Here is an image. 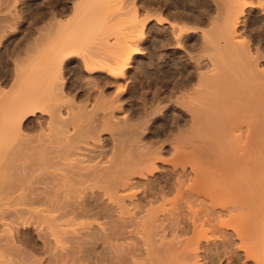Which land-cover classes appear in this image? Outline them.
I'll return each mask as SVG.
<instances>
[{
  "label": "bare ground",
  "instance_id": "6f19581e",
  "mask_svg": "<svg viewBox=\"0 0 264 264\" xmlns=\"http://www.w3.org/2000/svg\"><path fill=\"white\" fill-rule=\"evenodd\" d=\"M111 1L55 3L50 20L45 18L48 24L43 20L44 26L31 31L29 52L10 64L11 88L0 89V182L11 183L8 189L2 186L8 193L0 189L9 199L0 197L5 198L3 208L19 207L5 205L11 199L24 207L10 208L12 213L21 208L20 216L23 210L28 213L27 223L43 239L49 264H264V0H203L204 9L195 8L188 26L172 17L166 22L157 12L145 17L144 12L150 18L147 33L154 24L161 45L188 57L187 76L169 80L166 66L172 63L165 62L160 70L167 79L160 82L164 90L154 86L153 93L140 92L143 109L156 96L164 102L156 101L157 106L171 111L175 132L168 134L170 129L157 139L147 135L148 121L133 126L122 107V95L131 89L125 77L133 56L142 54L138 43L144 35L137 39L140 33L132 34L136 8L134 17L128 13L132 21L127 29L122 25L125 32L133 27L130 35L111 19L105 20L109 27H102V12L114 6L119 10ZM16 3L8 0L1 12L12 14ZM4 19L0 36L9 28L4 23L11 21ZM111 25L116 30L112 35ZM186 34L194 43L191 50L185 46ZM96 43L100 48H94ZM69 54L80 58L87 77L80 65L75 68L83 74L79 78H89L91 92L65 84L61 66ZM101 74L106 81L98 80ZM110 84L112 93L106 91ZM153 107L150 115L160 111ZM27 115L35 120L24 119ZM1 213L3 220L10 219L5 210ZM1 217L3 249L2 242L14 241L7 230L12 226L13 232L17 225H7ZM5 251L0 264H23L29 253L19 251L24 259L17 252L19 257L14 253L8 260L12 253Z\"/></svg>",
  "mask_w": 264,
  "mask_h": 264
},
{
  "label": "rangeland",
  "instance_id": "374dc122",
  "mask_svg": "<svg viewBox=\"0 0 264 264\" xmlns=\"http://www.w3.org/2000/svg\"><path fill=\"white\" fill-rule=\"evenodd\" d=\"M1 1V0H0ZM17 1V3H16V5H15V9L13 10V12H12V14H13V16H10V15H12V14H10L9 12H8V10L6 11V10H4L3 12H8V13H6L7 14V16L5 17V15H4V13L3 12H1V10H3V9H5V7H7V5L5 6V4H7L8 3V0L6 1V0H2V2H0V3H2V5L4 6V7H2V5L0 4V18L1 19H3V18H5L4 20L6 21V22H8V21H10V23H4V26H6L7 27V25H5V24H8L9 25V28L8 29H5L6 30V32L8 33H4L2 36H0V84L2 85H0V89H4V91H6L8 88H9V90H10V88H11V81H12V75H11V73H12V65H13V60L14 59H16V56H19V55H21V56H19V58L20 57H23L24 55H26L28 52H29V50L31 49H29V46L28 45H26L27 44V42L28 41H30V38H29V36L31 37V35H32V32L31 31H33L34 32V30H36L35 28H38V26H44V25H47L48 24V22L49 21H47V20H50L49 19V14L51 13L50 11V9H54V8H56V4L55 3H57V2H61V0H16ZM63 1V0H62ZM68 1V0H67ZM69 1H71V0H69ZM111 0H109V2H110ZM114 1V0H113ZM145 1H146V3H147V0H118V2H119V4H118V2H117V0L116 1H114L113 2V4H111L112 3V1H111V3H109L110 4V6L112 7V5L114 6V4H116V5H118L117 6V9H119V10H116V6H114L115 8H113L112 7V9H114L115 10V12H114V10L111 12V10H109V12H111V14H116L117 12V16H119L120 15V13L119 12H123V13H121V17L119 16V17H116V15H114L113 14V16L112 15H110V13L108 12H102V16H103V14H105V19H103V17H101L102 19H101V21H102V23L104 22V24H103V26L102 27H104L105 28V26L106 25H108V27L110 26L109 24H111V22H112V25H114L115 27H118L119 25H121V28H120V26L118 27V28H120L121 30L123 29V27L125 26L126 27V29H127V25H129L128 23L129 22H131L132 20H130V19H132V18H129V15H130V17H134V16H132V14L134 13V8H136V14L134 13L133 15H135L137 18H135V20L133 21L134 23H135V21L137 22V23H143V25L144 26H141V24L138 26V24L136 23V29L139 31V30H144V31H142V32H148L147 31V24H148V22H149V19H147V18H144V16L143 15H145V13H147V11H148V13L145 15V17H147L148 15L150 16L151 14H156V12H157V16H158V14H161V17L163 18V20L165 21L166 19V22H171V21H174V23L176 22V23H180L181 25H185V24H187V26H188V24L189 25H192V22H190L189 23V21H187V18H191V17H189V16H191V14H193L194 12V10H195V8H199L200 7V9H204V1L203 0H150V3L147 5L146 3H145ZM158 1V2H157ZM203 1V2H202ZM42 2V3H41ZM108 2V1H107ZM107 2H105V5H106V3ZM3 3H5V4H3ZM137 3V4H136ZM139 3V4H138ZM143 5H142V4ZM145 3V4H144ZM155 3V4H154ZM156 3H158V6H157V4ZM169 3V4H168ZM185 3V4H184ZM55 4V5H54ZM108 4V5H109ZM154 4V5H153ZM159 4H160V6H159ZM54 5V6H53ZM120 5V6H119ZM141 5V6H140ZM145 5H147L146 7H150V5H152V8H151V10H150V8H147V9H149V10H146V8H145ZM158 7V8H160L159 10H158V8L156 7V6ZM174 5H175V7H174ZM204 7H203V6ZM110 6H106V7H108V9H110ZM153 6H155V7H153ZM163 6V7H162ZM49 7V8H48ZM123 7V8H122ZM162 7V8H161ZM121 8V9H120ZM131 8V9H130ZM153 8H154V10H153ZM155 8H156V10H158V11H156L155 10ZM175 8V9H174ZM180 10H179V9ZM196 9V10H199V9ZM130 9V11H127V10H129ZM146 11H145V10ZM171 9V10H170ZM192 9V10H191ZM50 10V11H49ZM69 10V9H68ZM107 10V9H106ZM132 10V11H131ZM172 10H174L173 12H171ZM17 13H16V12ZM48 11V12H47ZM117 11V12H116ZM152 11L153 12H155V13H152ZM179 11V12H178ZM187 11V12H186ZM191 11V12H190ZM201 11V10H200ZM20 12V13H19ZM46 12V13H45ZM68 12V11H67ZM67 12H65V14H67ZM130 12V13H129ZM145 12V13H144ZM182 12V13H181ZM190 12V13H189ZM128 13H129V15H128ZM150 13V14H149ZM179 13V14H178ZM10 14V15H9ZM19 14V15H18ZM68 14H70V13H68ZM108 14V15H107ZM119 14V15H118ZM171 14V15H170ZM184 14V15H183ZM163 15V16H162ZM181 15H183V16H181ZM4 16V17H3ZM8 16H10L9 18H8ZM110 18H109V17ZM142 16V20H145L144 22L143 21H141V17ZM3 17V18H2ZM108 17V18H107ZM111 17H115L116 18V20H115V18H114V20L111 18ZM160 17V16H159ZM170 17V18H169ZM174 19H172V18ZM185 17V18H184ZM6 18H8L7 20H6ZM45 18L47 19V20H45ZM118 18L120 19V21L121 20H123L124 22L122 23H120L119 21H118ZM123 18V19H122ZM128 18V19H127ZM144 18V19H143ZM182 18H184V19H182ZM10 19V20H9ZM13 19V20H12ZM112 21H111V20ZM125 19V20H124ZM137 19V20H136ZM139 19V20H138ZM179 19V20H178ZM28 20H29V22H28ZM46 21V22H44V25L43 24H40L42 21ZM105 20H110L109 22L107 21H105ZM127 20V21H126ZM130 20V21H129ZM183 20V21H182ZM189 20V19H188ZM191 20V19H190ZM55 20H53L52 21V23L54 22ZM116 21H118L117 23H116ZM139 21V22H138ZM147 21V22H146ZM14 24H13V23ZM16 22V23H15ZM56 22V21H55ZM54 22V23H55ZM106 22V23H105ZM132 22V23H133ZM184 22V23H183ZM43 23V22H42ZM45 23H47V24H45ZM109 23V24H108ZM116 23V24H115ZM132 23H130V24H132ZM118 24V25H117ZM126 24V25H125ZM150 24H153L152 22H150ZM53 25V24H52ZM105 25V26H104ZM111 25V27H110V29H111V32L112 33H110L111 35L113 34V28H114V31H116L115 30V27L114 26H112ZM122 25H123V27H122ZM41 26V27H42ZM5 27V28H6ZM41 27H39V28H41ZM142 27L144 28V29H142ZM104 28H101L102 30H104ZM118 28H116L117 30H118ZM133 28V27H132ZM132 28H131V31H132ZM135 28H133V32H135V33H133L132 32V34L133 35H136V34H139V36H134V37H137V39H139L142 35H144V36H142L140 39H141V41H140V39H139V43H138V46L139 47H142V49L140 48V51L142 52V54L141 53H139V54H137V55H134L133 56V58L131 59V65H130V67H129V69H128V73L126 74V77L125 78H127V81H126V86H127V90L129 89V88H131L130 90H128V92L126 93V92H124L123 93V95H122V97H123V99L125 100H123V103H122V107L124 106V110L126 109V111L125 112H127L128 113V115H127V117L129 118H132L130 121H131V123H132V125L133 126H135L134 124H136V123H141L142 121L143 122H145L146 123V121H148V123H146V125H147V127H148V129L147 130H149V132L148 133H150V134H148L147 133V135H151V136H149V138H151V137H154V138H163L164 136H165V133H166V135H167V131H169L170 129L172 130H170L169 132L170 133H168V134H171L172 132H175L174 130H175V128L173 129L172 127H174V124L172 123V114L170 113L171 111H164L165 110V108L163 109L162 107H161V105H163V103L164 102H161V100H159V99H157L156 100V96L155 97H153L152 98V101L154 100V102H152L151 101V103H149L148 104V106H146L145 105V109H143L142 108V103H141V99H142V96L141 95H143V91H144V89L146 90V92L148 91L149 93L150 92H152L153 93V91L152 90H154L155 88H156V86L157 87H160V82L161 81H163V80H167L166 79V77H164L163 76V73L160 71L161 70V68H165L164 66H165V64L166 63H168V62H170V63H168V64H171V65H173V64H175V62H176V64H177V66H178V64L179 65H181V67L180 66H176V64H175V66L173 65V66H166V68H168L167 70L169 71V74H171L170 76H169V80H173V78L175 79V78H177V77H179V75H180V77H181V75L182 76H187V74H188V66L186 65V63L185 62H187L188 61V57H186V56H184V59H182L183 58V56H181V55H179V54H181V53H179V52H175L172 48H170V47H168V46H164V45H161L162 43L160 42L161 40L160 39H158L159 38V36L158 37H156L157 36V33H154V31H153V29H155V27H154V24H153V29H151V32L150 33H141V31L140 32H138V33H136L137 32V30L135 29ZM12 29V30H11ZM107 29V28H106ZM125 29V28H124ZM123 29V30H124ZM9 30V31H8ZM108 31H109V29H107ZM107 30H106V33H107ZM122 30V31H123ZM134 30H136V31H134ZM12 33H11V32ZM127 32H125V30H124V32L127 34V33H129V32H131L130 30H126ZM153 31V32H152ZM123 32V33H124ZM156 32V31H155ZM124 33V34H125ZM31 34V35H30ZM108 34V33H107ZM142 34V35H141ZM150 34V35H149ZM129 35H130V33H129ZM154 35V36H153ZM187 36V34L185 35V37ZM139 37V38H138ZM3 39V40H2ZM28 40V41H27ZM160 40V41H159ZM27 41V42H26ZM154 41V42H153ZM189 41V42H188ZM94 41H92V43H93ZM192 42V40H191V38L189 37V36H187L186 37V44H185V46H186V48H189V50H191L192 49V45L194 44L193 42ZM92 46H94L92 43H91V41L89 42ZM89 43H85V46H86V48L85 49H91L92 50V48H90L91 47V45L89 44ZM89 44V46H87ZM190 45V46H189ZM28 46V47H27ZM97 45V43H96V47H94V48H100V46H98ZM160 46H162V47H160ZM148 49V50H147ZM159 51V52H158ZM182 51V50H181ZM23 52H25V53H23ZM191 52H193V51H191ZM11 53V54H10ZM16 53V54H15ZM18 54V55H17ZM24 54V55H23ZM150 54V55H149ZM175 54H177V55H175ZM15 55V56H14ZM23 55V56H22ZM69 55H70V57H69ZM68 55V59H65L64 60V62H63V64H62V66H61V71L63 72L62 74H64L65 75V77L66 78H64V80H65V84L68 86V84H69V89H70V87H71V89H72V87H79L78 89H76V88H74V89H76L77 91H80V92H85L86 90H89V88H90V83L88 84L87 83V80L89 79H87V80H85L84 79V77L86 78L87 77V73H86V76L85 75H83V74H85L84 73V71L81 69V65H80V63H78V61L80 62V58H78V56H79V54L77 53V55L78 56H75V55H73L72 56V54H69ZM165 55V56H164ZM136 56V57H135ZM15 57V58H14ZM77 57V58H76ZM80 57V56H79ZM10 58V59H9ZM18 58V57H17ZM78 59V60H77ZM134 60V61H133ZM16 61V60H15ZM136 61V62H135ZM179 61V62H178ZM185 61V62H184ZM166 62V63H165ZM10 64H12V65H10ZM141 64H143L144 65V67H147V68H144ZM80 65V66H79ZM141 65V66H140ZM146 65H148V66H146ZM66 67V69H65V67ZM80 68H79V67ZM75 67H78L79 68V70H82V72H83V74H81L80 73V71H77L76 69H78V68H75ZM134 67V68H133ZM137 67V68H136ZM169 67H171L170 69H169ZM173 67V68H172ZM180 67V68H179ZM74 68H75V70H74ZM133 69H134V71H133ZM145 69H147V70H145ZM173 70V72H174V75H173V72H172V70ZM71 70V71H70ZM179 70V71H178ZM139 71H140V73H139ZM148 72V74H146L147 72ZM155 71V72H154ZM130 72V73H129ZM146 72V73H145ZM172 72V73H171ZM179 72V73H178ZM138 73V74H137ZM150 73V74H149ZM13 74V73H12ZM69 74V75H68ZM76 74V75H75ZM79 74H81L80 75V77H82V75L84 76L83 77V79H81V78H79ZM99 74V73H98ZM176 74V75H175ZM63 75V76H64ZM94 75H96V73L94 74ZM94 75H92L94 78H96V76H94ZM129 75V76H128ZM76 76V77H75ZM78 76V77H77ZM100 76V75H99ZM99 76H97V78H98V80L99 81H106L105 79L107 78V77H105V76H103V74H101V76H100V78H101V80L99 79ZM177 76V77H176ZM9 77V78H8ZM72 77H73V79H72ZM89 77V76H88ZM148 77H150V78H148ZM162 77V78H161ZM78 78V79H77ZM129 78V79H128ZM9 79V80H8ZM10 79H11V81H10ZM77 79V80H76ZM82 80V81H79V80ZM103 79V80H102ZM75 80V81H74ZM132 80H133V82H132ZM155 80V81H154ZM7 81V82H6ZM10 81V82H9ZM83 81H84V83H83ZM151 81H152V83H151ZM6 82V83H5ZM73 82V83H72ZM173 82V81H172ZM81 83V84H80ZM148 83H151V84H148ZM11 84V85H10ZM85 84V85H84ZM65 85V86H66ZM81 85V86H80ZM83 85V86H82ZM87 85H89V87H88V89H86L87 87H85V86H87ZM110 85H112V86H110V87H108V88H106V91H108V89H109V91L108 92H110V91H112L114 88V84H110ZM132 85V86H131ZM149 85H151V86H149ZM8 86H10V87H8ZM66 86V87H67ZM128 86H129V88H128ZM137 86V87H136ZM154 86H155V88H154ZM3 87H5V88H3ZM8 87V88H7ZM84 87V88H83ZM134 87V88H133ZM68 88V87H67ZM113 88V89H112ZM151 90V91H149V89ZM82 89V90H81ZM84 89V90H83ZM92 89L93 88H90V90L92 91ZM134 89V90H133ZM137 89V90H136ZM160 91H163L164 90V88H161L160 87ZM9 90H7V91H9ZM76 90H74V91H76ZM89 90V91H90ZM141 90H143L142 91V93H140L141 92ZM166 90V89H165ZM169 90V89H168ZM168 90H167V93H166V91L164 92V95H165V93L168 95ZM90 91V92H91ZM87 92V91H86ZM110 93H112V92H110ZM145 93V92H144ZM81 94V93H80ZM140 96H139V95ZM167 95H165V96H167ZM139 97H140V99H139ZM163 99H167V97L166 98H163ZM156 101H159V104L160 103H162L160 106L158 105L157 106V104H158V102H156ZM163 101V100H162ZM141 103V104H140ZM167 103V102H166ZM127 104V105H126ZM139 104V105H138ZM151 104V105H150ZM154 104V105H153ZM142 105V106H141ZM155 106V107H159L160 109V113L159 112H157V114L155 113V114H151L150 115V113H148V111L150 112V111H152V107H150V106ZM165 105V104H164ZM127 107V108H126ZM140 107V108H139ZM148 108H150V109H148ZM154 108V107H153ZM144 111H143V110ZM128 110V111H127ZM141 110L143 111V112H141ZM147 111V113L150 115V117H148L146 114H145V116H144V113ZM162 111V112H161ZM164 111V112H163ZM167 112V113H166ZM126 113V114H127ZM142 114V115H141ZM166 114V115H165ZM37 115V114H36ZM155 116V117H153V116ZM160 115V116H159ZM162 115V116H161ZM27 116H28V118H27ZM26 116V118H24V119H26V120H30V119H32V120H35L34 118V116L32 117V115H27ZM38 116V115H37ZM36 116V117H37ZM39 116H40V114H39ZM147 116V117H146ZM142 117H144L145 118V121H144V118H142ZM129 118V119H130ZM146 118H147V120H146ZM149 118V119H148ZM141 119V120H140ZM143 119V120H142ZM132 120H133V122H132ZM135 120H137V121H135ZM139 121H141V122H139ZM164 121V122H168V124H166V123H162V122ZM128 122H129V120H128ZM134 122H136V123H134ZM162 123V125L161 124H159V123ZM183 122V121H182ZM130 123V122H129ZM130 123V124H131ZM134 123V124H133ZM156 123H157V125H156ZM164 124H166L167 125V127H166V125L164 126L165 127V130H164V127H163V125ZM173 124V125H172ZM137 125V124H136ZM149 125L151 126V127H149ZM161 125V126H160ZM152 126H155L154 127V129H156V128H158V126H159V128L158 129H160V128H162L163 127V129H160L159 131L158 130H153V128H152ZM151 129V131H150V129ZM153 130V131H152ZM161 130H162V134L160 133L161 132ZM29 130H27V132H28ZM32 130H30L29 132H31ZM155 132V133H154ZM160 133V134H159ZM174 134V133H173ZM172 134V135H173ZM157 136H160V137H157ZM2 182H0V184H1ZM5 182H3L2 184L3 185H1L0 186V189L2 188V186H5L6 187V189H8L7 188V185L6 184H8V186L11 184H9V183H5ZM5 187H3L2 188V190H4L5 189ZM5 189V190H6ZM2 190H0L1 192H0V194H1V196L0 197H2V195H3V197H5V194L6 193H8L7 192V190L3 193V191ZM5 198H7L8 199V196L6 195V197ZM5 198H3V199H5ZM1 199V198H0ZM2 199V200H3ZM1 200V201H2ZM14 200V199H13ZM25 201H27L28 200V198L26 197V199H24ZM23 200V201H24ZM1 201H0V204H1ZM6 201H9V199L8 200H6L5 199V202ZM11 202L10 203H5V205L7 204H11V203H13V204H16V205H18L19 207H23V206H21V204L19 205V202L17 201V202H15L14 203V201H16V200H14V201H12V199L10 200ZM4 204V203H3ZM3 204H1V207H2V210L3 211H1V212H4V210H5V216L9 219V220H7L5 217H3L4 219H6V220H3L2 219V217H1V219L7 224V225H9V223H11V225H14L15 224V226L17 225V228H14V230H13V232H12V226L10 227V230L11 231H9V230H7L9 233L11 232V234L12 233H14V235H13V237L14 236H16L15 238H13L12 237V235H10L9 237L10 238H12V239H14V241L13 240H11V241H13V244H11L12 242L7 238V236L8 235H5L6 234V232L4 233L3 232V234L5 235V237L4 236H2L3 238H7L9 241H8V243H10L9 245L10 246H12L11 247V249L12 248H14L15 247V244H16V247L15 248H19V246H20V248H22V249H18V251L17 252H19V251H26V252H24V253H28V254H26V256H27V258H26V256H25V259L22 257V256H24L25 254L24 253H22V252H19L18 254H20L21 253V258L22 259H24V260H22V263L23 264H25V262L28 264H30L31 262L33 263V264H36V262L39 260V264H45V263H47V264H49L48 262H47V252L44 250V249H46V247L44 246V244L43 243H41V242H43V241H41V240H43L42 238L40 239L39 238V236H37V233H36V236H35V233H33L34 231H33V227L32 226H30V225H32V224H30V223H27V222H29L30 221V218H28V213H26L27 215H24L25 214V211L23 210V212H21V215L22 216H20L18 213L20 212V210L22 211V209L20 208V210H18L19 212H17V211H14V212H16V213H12L13 212V210L16 208V206H10L11 208H14V209H12V212H11V208L9 207V205H8V207L7 206H5L6 207V209L5 208H3ZM12 204V205H13ZM18 207V208H19ZM7 208H9L10 209V211H9V209H7ZM18 208H16V209H18ZM24 208V207H23ZM15 209V210H16ZM0 212V215L2 214ZM11 212V213H10ZM9 213H10V215H9ZM3 214V215H4ZM11 214H15V216L16 215H18L19 216V218H18V216H17V219H13L14 221H12L11 219L14 217V218H16L15 216H13V215H11ZM23 216H25L24 218H26L25 220L22 218ZM12 217V218H11ZM24 220L23 222H22V219ZM19 219H21L20 221H19ZM16 220H18V221H16ZM28 220V221H27ZM2 221V222H3ZM7 221H10V222H7ZM25 221H26V224H25ZM13 222V223H12ZM18 222H20L21 223V225H19V224H17ZM0 223H1V221H0ZM22 224H23V226H22ZM29 224V225H28ZM26 225V226H25ZM15 226H13V227H15ZM19 227V228H18ZM18 230V231H17ZM16 233H18L17 235H16ZM30 235H29V234ZM2 234V235H3ZM8 234V233H7ZM22 234V235H21ZM29 236H32V238H30ZM34 236V237H33ZM38 239H37V238ZM34 238H36V239H34ZM16 239V240H15ZM21 239V240H20ZM28 239H31V240H28ZM32 239H34L35 241L33 242V240ZM40 239V240H39ZM27 241V242H26ZM32 241V243H30V242ZM36 241H38V242H36ZM29 242V243H28ZM36 242V243H35ZM8 243L7 242H2V244L4 245V244H6V245H1L2 247H4L3 249H4V251L6 250L5 249V246H7V250L5 251V252H7L6 253V255L8 254V251H9V254L10 253H12L11 255H7V257L6 258H8V260H9V258L14 254V253H16V254H14V255H16V256H20V255H18L17 254V252H15V248L14 249H10V246H8ZM17 244H20L19 246H17ZM42 244H43V246H44V248H43V246H42ZM28 245V246H27ZM37 246V247H36ZM8 247H9V249H8ZM34 248V249H33ZM3 249H1L0 248V250L1 251H3ZM16 249V250H17ZM39 249V250H38ZM41 249V250H40ZM14 250V251H13ZM0 251V252H1ZM11 251H13V252H11ZM43 252V253H42ZM45 252V253H44ZM4 253V252H3ZM33 255H31V254ZM24 254V255H23ZM30 254V255H29ZM46 254V255H45ZM5 253H4V258H5ZM35 255V256H34ZM44 255V256H43ZM28 256H30V258H28ZM39 256V257H38ZM14 256H12V258H13ZM34 257V258H33ZM35 257H36V259H35ZM47 257V258H46ZM20 258V259H21ZM33 260H32V259ZM27 259H31L32 261H30V262H28L29 260H27ZM38 259V260H37ZM45 259V260H44ZM21 261V260H20ZM23 261H25V262H23ZM35 262V263H34ZM31 263V264H32Z\"/></svg>",
  "mask_w": 264,
  "mask_h": 264
}]
</instances>
